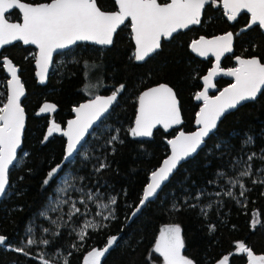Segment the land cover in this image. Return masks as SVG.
Here are the masks:
<instances>
[{"label": "trees", "instance_id": "1", "mask_svg": "<svg viewBox=\"0 0 264 264\" xmlns=\"http://www.w3.org/2000/svg\"><path fill=\"white\" fill-rule=\"evenodd\" d=\"M100 3L105 11H115L113 0H100ZM9 19L19 21L18 12L13 11ZM248 23L246 14H241L231 24L222 15V7L207 6L198 27L163 41L158 53L144 63L136 64L131 59L134 46L127 22L128 26L118 30L109 48L77 45L55 56L48 82L43 87L37 85L34 76V49L16 44L0 52V93L3 94L0 100L6 96L7 77L3 70V57L19 68L26 91L21 104L26 114L22 149L16 166L10 170L7 193L0 202V234L7 237L6 244L10 246L1 247L0 264H41V256L56 264H63L64 259L69 264H83L86 253L92 248L105 247L111 236H117L119 240L101 259V264H152L149 255L159 230L170 224L181 227L185 242L183 254L196 264H220L224 256L229 257L226 264H247V256L236 252L240 242L255 255H264V184L258 183L264 179V161L254 160L253 175L240 177L243 164L233 170L229 167L230 157H221V150L214 148L216 143L232 145V155L239 157L240 142L247 133L253 135L254 141L246 151H254L258 156L262 154L264 90L256 100L225 116L198 154L181 164L158 196L131 219L149 175L168 155L167 141L180 130L186 133L193 131L194 117L200 107L195 102V96L202 90L203 77L213 61L193 55L189 50L191 42L201 36L212 38L232 32L233 52L223 59L221 67H233L236 57H258L264 63V34L257 26L242 31ZM92 67L98 69L102 79L101 94L112 93L120 84L125 85V90L118 95L115 106L88 136L75 157L63 164L65 139L61 132L73 117L72 109L87 99L83 90ZM160 83L168 84L176 92L183 123L179 129L169 133L156 130L150 140H140L129 132L136 117L137 97L140 92ZM229 84L224 79L216 81L210 95L214 96ZM45 103L54 104L55 111L37 117L38 110ZM51 122L59 124L62 131L54 132L47 142L42 143ZM112 136H117L118 140L111 141ZM210 150L214 155L208 154ZM244 158L246 160V155ZM101 162L108 167L97 171ZM61 164L64 165L62 170L48 186H43L48 171ZM218 170L238 179L245 186V195L240 196L239 186H222L215 175ZM65 173L70 174L73 188L92 193L98 190L104 201H109L112 196L117 200L112 205L115 219L100 223L103 227L99 230L89 229L83 243L76 235L83 221L79 215L71 219L64 216L65 223L59 227L52 223L59 219L57 213L40 217V212L54 194L58 178ZM198 191L204 192V195L199 200L189 201L197 205L196 208H189L185 198ZM227 191H231L233 197H228ZM78 196L76 193L70 195L73 199ZM174 204L181 210H175ZM62 211L67 212V209L63 207ZM254 220L257 221L255 226L252 225ZM29 228L32 229V236L28 235ZM44 228H48L49 232L44 233ZM54 232L59 235L53 236ZM30 236L37 243L27 247L29 256L11 250L12 247L25 246ZM42 239L49 240V244L39 243ZM156 264H162V259L158 258Z\"/></svg>", "mask_w": 264, "mask_h": 264}, {"label": "snow or ice", "instance_id": "2", "mask_svg": "<svg viewBox=\"0 0 264 264\" xmlns=\"http://www.w3.org/2000/svg\"><path fill=\"white\" fill-rule=\"evenodd\" d=\"M115 6L117 10L105 11L100 0H47L40 3H28L25 0H0V48L16 41L24 45H35L39 49V54L35 58L36 65L40 68L37 76L43 83L53 52L67 49L77 41H91L97 45L111 46L114 43V34L121 25L128 26L126 21H130L132 39L135 44L131 59L136 62H144L158 53L162 48V40H171L179 31L187 30L193 25H200L206 6L222 7V15L226 16L228 21H235L241 12H246L250 14V22L242 31L253 26L264 30V0H167V2L115 0ZM12 10H18L21 14L20 22H12L9 19ZM190 47L199 56H207L211 52L217 61L216 67L203 77L204 90L195 96L196 100H203V106L196 115L199 130L191 134L179 131L178 135L167 141L171 146V155L163 161V165L158 170L151 173V182L143 189L139 204L134 206L131 213L133 217L141 212L150 198L156 196L162 183L168 181L170 174L177 169L181 161L193 156L205 145L206 139L217 130L219 122L226 113L236 109L243 102L256 100L258 93L264 89V63L258 57L246 59L236 57L239 66L224 73L235 77V83L225 88L218 96L209 97L208 89L214 87L212 77L220 71V57L224 53L233 51V33L228 32L211 39L201 36L198 40H193ZM2 63L7 67L11 79L7 81L8 91L4 100H0V197L7 193L10 169L16 166L18 149L21 148L22 133L25 128V110L21 106L24 87L12 62L7 57H3ZM124 90L125 85L120 84L110 95L106 97L96 95L88 103L74 107L72 111L76 114V118L68 121L67 130L62 131L61 126L53 122L47 129V135L44 136L42 143L47 142L54 132L62 131V134L67 137L66 155L63 160L68 161L78 151L77 146L81 145L85 134L109 111V107L117 101L118 95ZM0 95L3 94L0 93ZM137 103L135 126L129 129L133 137H151L153 129L158 125L168 131L182 123L177 94L168 84L160 83L140 92ZM55 109L54 104L45 103L38 110L37 115L54 112ZM116 140H118L117 136L111 137V141ZM253 141V135L246 133L245 138L240 142L239 157L232 155L234 150L232 145L216 143L214 148L221 150V157L225 155L230 157L229 167L233 170L243 164V170L239 171L240 177H250L253 175L252 162L257 159L264 161V149L260 150L262 154L259 156L254 151H246ZM208 154L214 155L211 150ZM63 167V164L57 165L48 171L42 182L43 186H48ZM107 167L106 163L101 162L96 170L102 171ZM215 175L222 186L227 185L231 188L239 186L240 196L245 195V186L238 179H233L223 170H218ZM215 182L209 181V183ZM258 183L264 184V179ZM67 191V188L57 189L59 194H66ZM76 191L83 192V189H76ZM216 194L219 195V193ZM96 195L102 194L97 190ZM203 195L204 192L198 191L195 195L186 197L185 204L189 208H196L197 205L189 201L199 200ZM226 195L233 197L231 191H227ZM86 199L94 200L91 191L87 193ZM60 203L70 205L67 213L69 219L81 214V208L71 198L61 199ZM116 203V197L112 196L107 204H97L96 207L105 209L107 214L97 211L95 215L101 220L115 219V213L110 206ZM79 204L87 207L85 199H80ZM173 208L177 211L181 210L175 204ZM200 211L204 212V209ZM41 215L45 216L46 213L42 212ZM84 215L87 213L85 212ZM52 223L55 224L56 221ZM102 227L103 225L89 220L83 223L76 235L80 243H83L89 229L96 231ZM212 230H215L214 227ZM43 231L47 233L49 229L44 228ZM28 232H32V229L29 228ZM181 232V227L176 224L160 228L149 255L152 264H156L158 258H162V264H196L193 259L183 254L185 242ZM58 235L59 233H53V236ZM118 240L119 237L111 236L102 249L89 250L83 257V264H101V258L105 257ZM6 241L7 237L0 234V247H10ZM36 243L35 239L29 238L25 246L12 247L11 250L27 257L30 255L26 250L27 247ZM39 243L47 246L49 240L42 239ZM237 248L240 253L247 254V264H264V255H255L244 243H238ZM228 259V256H224L220 264H224ZM40 261L41 264H54L53 260L46 259L44 256L40 257ZM63 264H69V261L64 259Z\"/></svg>", "mask_w": 264, "mask_h": 264}, {"label": "water", "instance_id": "3", "mask_svg": "<svg viewBox=\"0 0 264 264\" xmlns=\"http://www.w3.org/2000/svg\"><path fill=\"white\" fill-rule=\"evenodd\" d=\"M114 1V3H115V0H113ZM207 7V6H206ZM115 10H117V7L115 6ZM13 11H16V12H18V14H19V17H20V19H19V21H15V22H20V20H21V14L19 13V11L18 10H12V12ZM11 12V13H12ZM241 14H246V15H248V17H249V22H250V14H248V13H246V12H241L240 13V15ZM240 15H238V17L240 16ZM203 17V16H202ZM226 19H227V17L226 16H224ZM237 17V18H238ZM13 22V21H12ZM129 23V25H130V21H126L125 23ZM231 22H233V21H231ZM122 26H124V25H121V27ZM199 25H193V26H190L189 27V29L190 28H193V27H198ZM120 27V28H121ZM258 27V26H257ZM119 28V29H120ZM118 29V30H119ZM189 29H187V30H189ZM260 29V28H259ZM118 30H117V32H118ZM187 30H181V31H179L178 33H182V32H185V31H187ZM261 30V32L264 34V30H262V29H260ZM116 32V33H117ZM130 33H131V41H132V44H133V46H134V50H135V44H134V41H133V39H132V32H131V25H130ZM178 33H176V34H174V36L175 35H177ZM115 35L116 34H114V37H115ZM213 38V37H212ZM207 39H211V38H207ZM198 40V39H197ZM163 41H169V40H162V42ZM16 44H20L22 47H24V48H32V49H34L35 50V58L38 56V54H39V49L35 46V45H24L22 42H20V41H16V42H13L11 45H6V46H4L3 48H0V52H2L4 49H6V48H8V47H10V46H13V45H16ZM77 45H89V46H95V47H98V48H109V47H111V46H102V45H97V44H95V43H93V42H91V41H77L76 42V44H74V45H72V46H70L69 48H67V49H63V50H57V51H55V52H53V54H52V60H51V62H50V64L48 65V67H47V71L45 72V80H44V82L43 83H41L40 82V78L37 76V72H39L40 71V68H38L37 67V65H36V59H34V63H33V66H34V76H35V79H36V83H37V85H39V86H45L46 84H47V82H48V78H49V75H50V73H51V70H52V67H53V61H54V58H55V56H57V55H59V54H61V53H64V52H66V51H68V50H70V49H72V48H74L75 46H77ZM233 46H234V40H233ZM189 50H190V52L193 54V55H195L196 57H198V58H201V59H211L213 62H212V66H211V68L209 69V71L207 72V74L206 75H208V73L209 72H211L215 67H216V63H217V61H216V58H215V56L214 55H212L211 54V52H209V54L207 55V56H199V55H197V53H195V52H193L192 50H191V47L189 46ZM233 52V51H232ZM232 52H229V53H224L221 57H220V61H219V67H220V71L219 72H217L213 77H212V84L214 85V87H211V88H209L208 89V96L209 97H215V96H218L219 94H220V92H222L225 88H228L231 84H233V83H235V77H233V76H228V75H225L224 73L225 72H227L228 70H230V69H233V68H236V67H238L239 65H238V63H237V60H236V58H234V60H233V63H234V65H233V67H231V68H223V67H221V63H222V61H223V59L225 58V57H227V56H230L231 54H232ZM154 55V54H153ZM151 58V57H150ZM149 59V58H148ZM246 59V58H245ZM11 61V60H10ZM136 64H142V63H144V62H136V61H134ZM12 65L14 66V64L12 63ZM15 67V66H14ZM16 69H17V76H18V78L20 79V82L22 83V80H21V78H20V76H19V73H20V70H19V68L18 67H15ZM3 70H4V74H5V76L7 77V81L8 80H10L11 79V75H10V73H8V71H7V67L5 66V65H3ZM220 79H224V80H227V81H229L230 82V84L229 85H227L226 87H224V88H222L220 91H218L214 96H211L210 95V93L215 89V82L216 81H218V80H220ZM7 81H6V94H7V91H8V89H7ZM202 83H203V88H202V90L200 91V92H202L203 90H204V81L202 80ZM22 85H23V83H22ZM23 87H24V85H23ZM154 87V86H153ZM264 89H262L261 90V93H262V91H263ZM261 93H258V95H257V97L261 94ZM111 94V93H110ZM110 94H108V95H110ZM100 96H108V95H103V94H99ZM25 96H26V91H25V88H24V95L21 97V104H22V101L24 100V98H25ZM94 98V97H93ZM93 98H91V99H86L85 101H83L82 103H80V104H83V103H88L90 100H92ZM117 99H118V97H117ZM117 102V101H116ZM116 102H114L113 103V105H111L110 107H109V111L107 112V113H105L102 117H101V119L99 120V121H97L93 126H92V128H90L89 129V131L85 134V138H84V140L82 141V143H81V145H78L77 146V148H78V151L76 152V153H74V155H73V157H71L68 161H62V163L63 164H65V163H68V162H70L74 157H75V155L79 152V150L81 149V147L85 144V142H86V140H87V138H88V136L94 131V129L105 119V117L110 113V111L112 110V108L115 106V104H116ZM195 102L196 103H198L199 105H200V107H199V110H198V112L200 111V108L203 106V100H196L195 99ZM250 102H253V101H246V102H243L242 104H240V105H238L237 106V108L236 109H233V110H230L228 113H226L225 114V116H227V115H229L230 113H233L234 111H236L239 107H241L242 105H244V104H246V103H250ZM80 104H78L76 107H78ZM22 106V105H21ZM137 107H138V103H137ZM179 107H180V104H179ZM136 111H137V108H136ZM197 112V113H198ZM46 113H49V112H46ZM46 113H42V114H40V115H37V117H40V116H44ZM72 115H73V117L71 118V119H69L68 121H70V120H73V119H75L76 118V114L72 111ZM197 115V114H196ZM196 115H195V117H194V122H193V131L192 132H189V133H186V134H191V133H194V132H196V131H198L199 130V126L196 124ZM224 116V117H225ZM181 117H182V115H181ZM224 117L221 119V121L224 119ZM68 121H67V123H66V125H65V127H64V129H63V131H66L67 130V126H68ZM220 121V122H221ZM220 122H219V124H220ZM182 123H183V119H182ZM182 123L181 124H179V125H176V126H173L172 128H170L168 131H165L164 129H163V127L162 126H157L156 128H154L153 129V132L154 131H156V130H162L164 133H169V132H171L172 130H174V129H179L180 127H181V125H182ZM51 124H52V122L50 123V126H51ZM219 124H218V126H219ZM135 126V121H134V123H133V127ZM25 127H26V114H25ZM24 131H25V128H24V130H23V133H22V142H23V136H24ZM180 131H183V130H180ZM178 133H179V131L175 134V136L176 135H178ZM214 134V133H213ZM61 135L63 136V138L65 139V155H66V148H67V137L66 136H64L63 134H62V132H61ZM212 134H210V136H211ZM174 136V137H175ZM152 137V136H151ZM151 137H137L138 139H140V140H150L151 139ZM174 137H172L171 139H173ZM208 140V138L206 139V141ZM167 146H168V155L161 161V163H160V165H159V167L157 168V169H155L154 171H156V170H158L162 165H163V161L165 160V159H167L170 155H171V146L168 144V142H167ZM204 147V145L202 146V148ZM201 148V149H202ZM21 149H22V144H21V148L20 149H18V156H19V153H20V151H21ZM201 149H199L198 150V152L201 150ZM198 152L196 153V154H194L193 156H191V157H189V158H187L186 160H184V161H181V163L179 164V166L181 165V164H183V163H185L186 161H188V160H190V159H192V158H194L197 154H198ZM64 155V156H65ZM17 162V161H16ZM16 162H15V164H16ZM179 166L177 167V169L179 168ZM13 168V167H12ZM11 168V169H12ZM10 169V170H11ZM177 169H175L174 171H173V173L172 174H170V176H169V179H168V181H166V182H163L162 183V187H161V189H159L158 191H157V194H156V196L155 197H152V198H150V200H149V202H152L157 196H158V194L161 192V190L163 189V187L170 181V179L172 178V176L175 174V172L177 171ZM150 177H151V174L149 175V177H148V183H150L151 182V180H150ZM147 183V184H148ZM146 187V186H145ZM8 188V187H7ZM4 197V196H3ZM3 197H0V202H1V200H2V198ZM142 198V197H141ZM149 202H146V204H145V206L142 208V210L147 206V204L149 203ZM141 210V211H142ZM139 214V213H138ZM137 214V215H138ZM136 215V216H137ZM135 216V217H136ZM134 217L133 216H131V219H133ZM0 249H1V247H0ZM112 249V248H111ZM110 249V250H111ZM102 259V258H101ZM224 264H225V262H224Z\"/></svg>", "mask_w": 264, "mask_h": 264}, {"label": "rangeland", "instance_id": "4", "mask_svg": "<svg viewBox=\"0 0 264 264\" xmlns=\"http://www.w3.org/2000/svg\"><path fill=\"white\" fill-rule=\"evenodd\" d=\"M102 89H103V83H102V79L100 77V74L98 72V69L96 67H92L87 74V81H86V84H85V87L83 90L84 95L87 99H91V98L95 97L96 95L101 94ZM58 188H67L68 191L66 194H59L57 192ZM76 189L77 188H73V186H72V180H71V176L69 173H65L62 176H60L57 180V184H56V188L54 190V194L52 197H50L48 199V202L46 203L44 209L40 212V217H42V215H41L42 212L46 213V215L49 213H57L59 215L58 216L59 219H55L54 221H56V223L53 225H55L56 227H59V225L61 223H65L64 222L65 219L63 217L67 215L69 208H70L69 204H61L60 200L61 199L69 200V198H71V200L76 201L77 206L81 208V214H79V216L83 219V221L80 225V228L83 226L84 222L89 221V220L92 221L93 223H98V224L106 221V220H101V218L96 216L95 213L97 211H103L105 214H107V211L103 208H97L96 205L99 203L107 204L109 201H104L103 197L97 196L96 193H93L94 200L88 201L86 199V195L90 190H83V192H78V191H76ZM71 193L78 194L79 195L78 198L73 199L72 197H70ZM80 199L86 200L87 207H85V205L79 204ZM63 207H65L67 209V212L62 211ZM110 207L112 208V205ZM54 208L56 209L55 211L52 210ZM85 212L87 213V215H84ZM256 224H257V221L254 220L252 222V225L255 226ZM71 228H73V227L71 226ZM80 228H79V230H80ZM79 230L77 232H79ZM32 234H33L32 232H28V235L32 236ZM158 235H159V233H158ZM31 236H30V238H31ZM236 252L240 253L238 251V248H237ZM242 254L247 256L246 253H242ZM54 264H56V263H54Z\"/></svg>", "mask_w": 264, "mask_h": 264}, {"label": "flooded vegetation", "instance_id": "5", "mask_svg": "<svg viewBox=\"0 0 264 264\" xmlns=\"http://www.w3.org/2000/svg\"><path fill=\"white\" fill-rule=\"evenodd\" d=\"M222 11H223V10H222ZM235 21H236V20H235ZM235 21H233V22L229 21V22L232 24V23H234ZM225 264H226V263H225Z\"/></svg>", "mask_w": 264, "mask_h": 264}]
</instances>
